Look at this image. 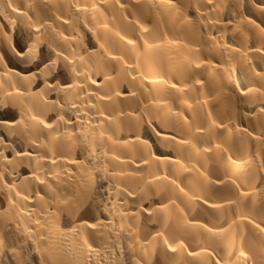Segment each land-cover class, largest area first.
I'll list each match as a JSON object with an SVG mask.
<instances>
[{"label":"bare ground","instance_id":"obj_1","mask_svg":"<svg viewBox=\"0 0 264 264\" xmlns=\"http://www.w3.org/2000/svg\"><path fill=\"white\" fill-rule=\"evenodd\" d=\"M0 264H264V0H0Z\"/></svg>","mask_w":264,"mask_h":264}]
</instances>
